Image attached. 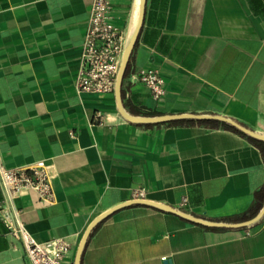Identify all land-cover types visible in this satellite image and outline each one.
Instances as JSON below:
<instances>
[{
	"label": "crops",
	"instance_id": "crops-1",
	"mask_svg": "<svg viewBox=\"0 0 264 264\" xmlns=\"http://www.w3.org/2000/svg\"><path fill=\"white\" fill-rule=\"evenodd\" d=\"M92 4L0 0V153L9 167L45 160L54 189L52 200L25 189L16 198L28 230L40 241L66 239L74 264L93 220L135 198L215 221L256 216L264 205V151L250 135L205 122H224L217 119L133 122L120 112L116 91L77 88ZM111 6L127 42L141 0ZM141 68L161 72V96L135 79ZM122 95L134 115L219 114L264 134V0H147ZM167 259L264 264V216L249 226L212 227L131 204L95 226L81 264ZM0 264H32L1 216Z\"/></svg>",
	"mask_w": 264,
	"mask_h": 264
},
{
	"label": "built area",
	"instance_id": "built-area-1",
	"mask_svg": "<svg viewBox=\"0 0 264 264\" xmlns=\"http://www.w3.org/2000/svg\"><path fill=\"white\" fill-rule=\"evenodd\" d=\"M126 36L117 23L111 0H93L91 14L80 55V67L76 86L81 91L114 93L119 74ZM136 80L143 82L154 96L165 92V79L155 68H141L134 73ZM0 183L6 197L0 200V216L10 229L15 241L21 242L32 264H68L66 252L69 243L57 237L40 241L26 227L16 198L25 190L38 192L46 200H52L54 189L45 160L33 164L12 166L5 164L0 153ZM145 188L137 191L142 196Z\"/></svg>",
	"mask_w": 264,
	"mask_h": 264
},
{
	"label": "water",
	"instance_id": "water-1",
	"mask_svg": "<svg viewBox=\"0 0 264 264\" xmlns=\"http://www.w3.org/2000/svg\"><path fill=\"white\" fill-rule=\"evenodd\" d=\"M146 1L147 0H141V6H140V15H139V20L138 23L128 38L125 49H124V54L119 70V74L117 77V82H116V96L118 100V107L120 112L124 115L125 118H127L130 121L137 122V123H163V122H168L172 120H177V119H185V118H194V119H217V120H222L224 122H228L231 125L235 126L239 130L243 131L244 133L260 139L264 140V134L255 131L254 129H251L244 124L240 123L239 121L232 119L230 117L224 116V115H219V114H198V113H181V114H161V115H134L131 114L130 112L127 111V109L124 106L123 102V95H122V88H123V82L125 78V74L129 65V61L131 58V54L134 50L138 34L140 32V29L142 27L143 23V18H144V13H145V8H146ZM135 203H143V204H148L166 211L174 212L176 214H179L193 222L200 223L206 226H212V227H244V226H249L258 220H260L264 216V205L262 209L258 212V214L250 219L244 220L242 222H236V223H231V222H224V221H215V220H210L206 219L203 217L196 216L194 214H191L186 211L178 210L175 207L157 202L154 200H150L147 198H135L132 200H128L125 202H122L106 211L101 213L99 216H97L93 222L90 224V226L87 228L80 244L76 252V257H75V262L74 264H81L82 261V255L84 252V249L86 247V243L88 241V238L95 228L97 224H99L102 220H104L106 217L111 215L113 212L116 210L131 205ZM165 264H172V261L170 259H167L165 261Z\"/></svg>",
	"mask_w": 264,
	"mask_h": 264
},
{
	"label": "trees",
	"instance_id": "trees-1",
	"mask_svg": "<svg viewBox=\"0 0 264 264\" xmlns=\"http://www.w3.org/2000/svg\"><path fill=\"white\" fill-rule=\"evenodd\" d=\"M205 122H209L213 125H219V124H223L224 126L230 128V129H233V130H236L244 135H246L244 132L240 131L239 129H237L236 127H234L233 125L229 124V123H226V122H222L220 123V121H205ZM248 136V135H246ZM250 139H252L256 144H258L262 150L264 151V140H259V139H256V138H253V137H250L248 136ZM262 204V201H260L258 204H256V208L258 209L260 207V205ZM255 208V209H256ZM253 212V211H252ZM246 215V214H245Z\"/></svg>",
	"mask_w": 264,
	"mask_h": 264
}]
</instances>
